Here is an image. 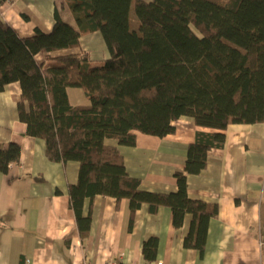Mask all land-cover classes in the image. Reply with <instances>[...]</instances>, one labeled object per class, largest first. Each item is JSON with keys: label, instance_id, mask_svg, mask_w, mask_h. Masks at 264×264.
Returning <instances> with one entry per match:
<instances>
[{"label": "trees", "instance_id": "trees-1", "mask_svg": "<svg viewBox=\"0 0 264 264\" xmlns=\"http://www.w3.org/2000/svg\"><path fill=\"white\" fill-rule=\"evenodd\" d=\"M78 34L98 30L108 55L92 59L88 51L57 55L48 52L77 46L54 32L60 17L54 7L53 32L35 27L20 36L0 19V90L18 81V117L29 135L45 140L51 160L78 161L75 182L67 184L68 205L78 232L85 237L90 212L83 200L97 194L126 197L133 211L142 202L149 211L171 210L174 227L190 214L184 246L203 251L207 222L217 214L215 202L188 196L186 174L206 163L212 148L222 147L230 122L264 121V0H239L234 8L216 0H131L136 18L123 29L118 0H64ZM44 54L37 73L22 66L35 53ZM80 87L87 101L70 103L67 87ZM191 116L197 128L188 143L184 164L173 172L176 188L143 189L126 170L114 144H134L136 132L163 136L173 120ZM20 145L0 143V171L18 161ZM157 238L143 239L145 259L155 257Z\"/></svg>", "mask_w": 264, "mask_h": 264}, {"label": "crops", "instance_id": "crops-1", "mask_svg": "<svg viewBox=\"0 0 264 264\" xmlns=\"http://www.w3.org/2000/svg\"><path fill=\"white\" fill-rule=\"evenodd\" d=\"M63 1L0 0V19L20 36L31 35L35 27L53 32L57 6L60 22L56 37L65 42L77 36L79 44L48 54L86 50L92 59L106 57L108 50L101 33L78 34ZM118 12L123 29L135 24L131 0H118ZM43 59L44 54L37 52L22 66L37 73ZM4 60L0 59V65ZM66 91L70 103L87 101L80 87L69 86ZM19 93L16 80L0 90V143L14 141L20 145L18 161L10 162L6 172L0 171V264H84L103 259L261 264L258 235H264V121L228 123L222 147L210 149L204 167L186 174L188 196L217 205V214L208 219L200 254L182 244L189 213L184 214L179 227H174L168 206L159 205L152 212L142 202L131 211L126 197L116 199L108 194L97 193L83 200V213L90 212V227L81 238L67 195V184L77 179L78 161L49 159L45 140L26 133L16 108ZM173 124V132L163 136L136 132L130 145L105 138L120 150L127 172L139 177L143 189L176 188L173 172L183 167L197 126L188 115L178 116ZM150 235L156 236L157 246L154 259L147 260L141 244Z\"/></svg>", "mask_w": 264, "mask_h": 264}, {"label": "built area", "instance_id": "built-area-1", "mask_svg": "<svg viewBox=\"0 0 264 264\" xmlns=\"http://www.w3.org/2000/svg\"><path fill=\"white\" fill-rule=\"evenodd\" d=\"M5 1L10 3L12 0H5ZM258 246H259V252H260V257H261V264H264V235L262 234L258 235ZM27 261L28 259L26 258L25 263ZM84 264H162V261L160 259H154L148 262H138L132 259H123L120 261L113 260V259H103L96 263L86 262Z\"/></svg>", "mask_w": 264, "mask_h": 264}, {"label": "rangeland", "instance_id": "rangeland-1", "mask_svg": "<svg viewBox=\"0 0 264 264\" xmlns=\"http://www.w3.org/2000/svg\"><path fill=\"white\" fill-rule=\"evenodd\" d=\"M239 0H216L219 4H222L227 7L234 8ZM126 21V20H125Z\"/></svg>", "mask_w": 264, "mask_h": 264}]
</instances>
